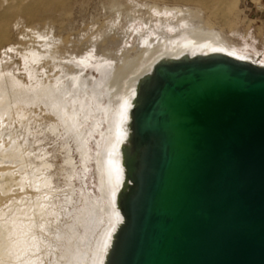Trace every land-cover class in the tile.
Segmentation results:
<instances>
[{
    "label": "bare ground",
    "instance_id": "6f19581e",
    "mask_svg": "<svg viewBox=\"0 0 264 264\" xmlns=\"http://www.w3.org/2000/svg\"><path fill=\"white\" fill-rule=\"evenodd\" d=\"M7 1L0 0V6ZM105 1L111 13L110 18L115 20L118 10H121L123 15L120 21H125L118 25L129 29L131 27L125 18L128 12L142 13L147 21L153 19L156 8L160 14L165 12L155 0ZM155 21L162 22L165 19L158 18ZM133 33L135 44L124 50L141 48L133 60L130 59V62L126 60L127 66L119 65L116 83L108 85L106 93H103L107 98V102L100 107L104 118L100 117L93 123L95 128L103 123L105 125L101 132L102 140L97 135L101 143H97L98 149L94 154L99 192L95 201L98 203L90 209L92 215L87 219L89 223L84 221L82 224L87 233L73 254L70 264H116L119 255L117 264L127 262L146 192L155 172L154 160L159 139L152 128L160 110L161 88L166 73L178 75L192 68L220 67L231 72H244L248 76L264 75V54L260 55L255 47L251 49L247 43L237 45L207 20L171 27V30L166 27L148 29L135 27ZM112 35H115L114 31ZM15 40L17 41V37ZM29 40L36 42L40 50L28 49L20 53L18 66L21 68L18 69L23 71V79L12 73L11 67H8L10 70L0 68V109L1 105L2 110L5 106V110L0 111V127L37 120L40 116L34 113L31 106L40 99L57 121L67 125L65 130L78 128L81 120H85L91 112L89 107L93 98L91 85L89 95H83L87 89L83 77L79 79L74 76L69 83H65L61 77H56L54 82L51 81L47 85H43L41 79L37 78L36 84L40 85L39 93H30L28 88L24 87V79L33 77L45 65L55 64L58 51L50 49L57 43L52 33L37 32ZM104 59H101L103 63L100 62L103 65L102 71L109 73L110 76L113 63ZM34 89L35 87H32L31 90ZM7 91L11 94H7ZM85 97L89 101H86ZM72 122L77 124L70 127ZM2 134L3 132L1 136ZM4 136L2 137L4 140L0 137L2 140L0 156L4 155L3 159L7 157L6 155L15 154L22 145L17 139L9 138L8 135L6 136L8 139H5ZM83 141H86L85 137ZM9 145L13 146V150L8 149ZM10 166L4 163L0 165V169ZM19 170H12L11 173L19 174ZM37 188L36 185H28L15 179L11 183L0 185V225L6 226L1 229L0 236L7 243L8 256L13 255L11 262L8 261V257L3 264H20L17 259L24 255L31 264L46 262L43 259L46 251L41 249L44 246L39 238L42 234L41 229L37 230L39 227L36 230L30 229V226L36 227L53 220L56 212L52 207L47 208V195H35ZM27 198L38 202L39 209L36 213L33 212L35 205L32 201L29 206L24 205L23 201ZM10 205H14L18 213H7ZM39 212L44 213L43 217H40L42 213ZM39 217L42 219L39 220ZM59 237H62V234ZM61 242L57 240L53 244L59 246ZM69 251H73V247H69Z\"/></svg>",
    "mask_w": 264,
    "mask_h": 264
},
{
    "label": "rangeland",
    "instance_id": "374dc122",
    "mask_svg": "<svg viewBox=\"0 0 264 264\" xmlns=\"http://www.w3.org/2000/svg\"><path fill=\"white\" fill-rule=\"evenodd\" d=\"M155 1L165 12L160 14L156 8L153 19L149 21L142 13L128 12L125 18L131 29L118 25L125 21H120L123 15L121 10H118L116 15L118 18H110L111 13L105 0H8L0 6V68L10 70L8 67H11L12 73L22 77L23 71L18 69L21 68L18 66L20 53L28 49L40 50L36 42L29 39L35 33L44 31L52 33L57 40L50 49L58 51V58L55 64L39 69L37 76L26 77L24 87L28 88L30 93L38 94L40 85L36 84L37 78L41 79L43 85H47L51 81L54 82L56 77H61L65 83H69L72 77L76 76L79 79L83 77L87 84L86 93L83 95H89V85L93 89V98L89 105L91 112L85 120H81L76 129L65 130L67 125L57 121L40 99L31 106L34 113L40 116L37 120L0 127V132H3L2 136V132L0 133L2 140L5 135V139L9 137L22 143L19 149L15 148L16 155H6L4 159V155L0 156L1 164L11 165L0 169V185L11 183L14 179L28 185H36L38 191L36 190L35 195H47V208L52 207L56 212L53 220L36 227L30 226V229H41L39 238L45 242L41 248L46 251L43 257L45 264H70L73 254L87 233L82 224L84 221L89 223L87 219L92 215L90 209L98 203L95 201L99 192L94 154L98 149L97 143H101L97 135L101 137L105 126L103 123L95 128L93 123L100 117L104 118L100 107L107 102V98L103 93H106L108 85L116 83L119 65L127 66L126 60H133L141 48L124 50L135 44V27H166L171 30V27L207 20L237 45L247 43L251 49L255 47L261 53L264 52V0ZM155 18H163L165 21L157 22ZM102 58L113 63L112 77L102 71ZM32 87L35 89L31 90ZM7 94L11 93L7 91ZM85 100L89 101L87 97ZM1 106L3 108V105ZM4 110L5 106L2 111ZM76 124L77 122H72L70 127ZM83 137L86 138L85 142ZM8 147L10 150L13 148L11 145ZM15 169H20L17 171L19 174L11 173ZM31 201L35 205L33 212L36 213L39 209L38 202L27 198L23 203L29 206ZM7 213H18V210L14 205H10ZM43 215L44 213L40 217ZM5 227L0 225V232ZM61 234L62 237H59ZM57 240L62 241L59 246L53 244ZM69 247H73V251H69ZM10 255L9 257L7 253V243L0 236V264L8 257L11 262L13 255ZM17 262L31 264L26 255L17 259Z\"/></svg>",
    "mask_w": 264,
    "mask_h": 264
},
{
    "label": "water",
    "instance_id": "95a60500",
    "mask_svg": "<svg viewBox=\"0 0 264 264\" xmlns=\"http://www.w3.org/2000/svg\"><path fill=\"white\" fill-rule=\"evenodd\" d=\"M161 89L125 264H264V75L192 68Z\"/></svg>",
    "mask_w": 264,
    "mask_h": 264
},
{
    "label": "crops",
    "instance_id": "0c3cea01",
    "mask_svg": "<svg viewBox=\"0 0 264 264\" xmlns=\"http://www.w3.org/2000/svg\"><path fill=\"white\" fill-rule=\"evenodd\" d=\"M256 49H257V48H256ZM257 50L259 51V49H257ZM259 53H260V55H261V54H264V52L261 53L260 51H259Z\"/></svg>",
    "mask_w": 264,
    "mask_h": 264
}]
</instances>
